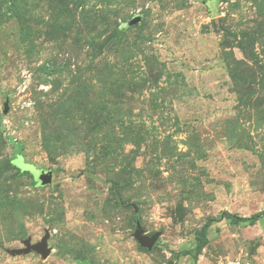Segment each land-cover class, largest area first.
<instances>
[{"label":"rangeland","instance_id":"1","mask_svg":"<svg viewBox=\"0 0 264 264\" xmlns=\"http://www.w3.org/2000/svg\"><path fill=\"white\" fill-rule=\"evenodd\" d=\"M214 1L0 0V264H264V0Z\"/></svg>","mask_w":264,"mask_h":264},{"label":"water","instance_id":"2","mask_svg":"<svg viewBox=\"0 0 264 264\" xmlns=\"http://www.w3.org/2000/svg\"><path fill=\"white\" fill-rule=\"evenodd\" d=\"M219 3H220V0H215L213 5L210 6L212 14L214 16L219 15V9H218ZM22 165H23L22 170L31 173L40 187H47L53 184L54 174L52 172H45V171L38 170L33 166L24 167L25 165L24 164ZM28 168H30V170ZM135 239L139 243H141L144 247L152 249L158 242L159 235L158 234H155L153 236L145 235L143 228L139 224L138 229L136 230V233H135ZM34 249L40 252L45 259L50 257L51 252L48 249L46 244L37 245L34 247Z\"/></svg>","mask_w":264,"mask_h":264},{"label":"trees","instance_id":"3","mask_svg":"<svg viewBox=\"0 0 264 264\" xmlns=\"http://www.w3.org/2000/svg\"><path fill=\"white\" fill-rule=\"evenodd\" d=\"M226 216L227 218L231 219L234 223H244V222L256 223L264 216V212L254 214L250 219L249 218H237L235 216H231L228 213L226 214ZM207 227H209V223L206 225V227H204V229L199 233V236L197 237L199 243L196 245V250H195L196 256L195 257H198L201 254V251L204 247L203 243H204L205 236L207 234ZM186 254L188 253L186 252Z\"/></svg>","mask_w":264,"mask_h":264},{"label":"built area","instance_id":"4","mask_svg":"<svg viewBox=\"0 0 264 264\" xmlns=\"http://www.w3.org/2000/svg\"><path fill=\"white\" fill-rule=\"evenodd\" d=\"M233 264H241L240 262H234Z\"/></svg>","mask_w":264,"mask_h":264}]
</instances>
